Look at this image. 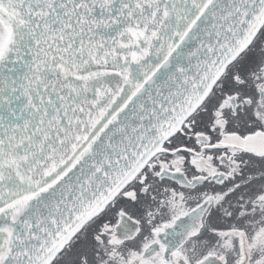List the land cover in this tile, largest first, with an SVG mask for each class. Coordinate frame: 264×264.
Returning a JSON list of instances; mask_svg holds the SVG:
<instances>
[{
	"label": "snow or ice",
	"instance_id": "1",
	"mask_svg": "<svg viewBox=\"0 0 264 264\" xmlns=\"http://www.w3.org/2000/svg\"><path fill=\"white\" fill-rule=\"evenodd\" d=\"M0 264H264V0H0Z\"/></svg>",
	"mask_w": 264,
	"mask_h": 264
}]
</instances>
